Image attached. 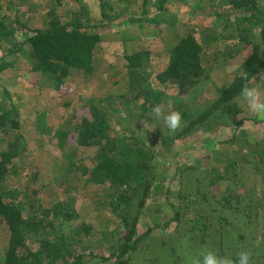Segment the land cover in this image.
I'll use <instances>...</instances> for the list:
<instances>
[{"label": "trees", "instance_id": "trees-1", "mask_svg": "<svg viewBox=\"0 0 264 264\" xmlns=\"http://www.w3.org/2000/svg\"><path fill=\"white\" fill-rule=\"evenodd\" d=\"M55 2L61 4V0ZM97 2L101 16L107 20V12L112 8L109 0ZM168 2L151 0L149 8L164 11ZM221 3L225 8L211 9V13L220 16L219 23L224 22L223 25H236L233 27L237 33L236 50L245 52L241 70L229 83L221 85L218 96L202 108L184 110L178 103L175 110L169 109L181 113L180 130L157 133L150 141L135 135H120L108 125L104 108L95 104L77 109L70 119L74 122L72 127L57 132L61 144L68 141L84 148H97L83 162L93 163V181L103 189L109 208L121 225L106 256L74 251L69 237L59 240L53 234L42 233L47 229L55 231L53 221L64 224L78 216L71 198L49 206L37 205L34 214L24 216L22 202L17 200L20 192L1 184L25 145L21 135H15L20 128L16 106L2 88L10 103L0 102V225L8 230L0 264H97L96 261L192 264L204 249L221 256L231 255L233 259L238 251H249L252 264H264V229L260 226L261 215L264 216V119L246 117L237 102L242 86H255L259 74L264 73V0H222ZM12 7V0H0V73L12 69L16 60L12 57L22 51L27 60L20 71L39 74L43 85L56 90L64 89V81L72 70L93 74L94 50L100 42L102 25L83 21L81 16L67 20L52 8L47 12L44 27L31 28L21 15L12 13ZM242 22L248 25L239 28ZM206 42L188 33L166 52L159 53L150 47L151 41L138 38L129 53L124 51L130 77L120 88L119 96L124 103L121 107L125 109L136 103L142 111L153 108L144 87L150 72L145 77L143 70L156 62L162 63L153 73L157 84L172 90L176 96L191 92L208 75L200 60ZM241 73H246L247 78L243 79ZM247 121L252 125L263 123L258 136L248 137L243 129ZM214 128L232 131L222 141L231 148L213 151L212 158L221 164L202 169L185 166L179 174L180 187L173 190L177 201L168 199L171 217L163 220L161 227L155 225L163 234L152 235L150 228L138 233L140 215L154 185L156 152L168 148L171 142ZM167 187L166 197L171 192ZM89 229L84 223L79 227L86 234ZM39 235L42 237L34 243L33 237Z\"/></svg>", "mask_w": 264, "mask_h": 264}, {"label": "rangeland", "instance_id": "rangeland-1", "mask_svg": "<svg viewBox=\"0 0 264 264\" xmlns=\"http://www.w3.org/2000/svg\"><path fill=\"white\" fill-rule=\"evenodd\" d=\"M12 1V13L21 15L31 28L44 27L48 21L47 12L52 8L67 20L81 16L83 21L102 25L100 42L94 50L93 74L72 70L62 90L43 85L37 73L23 74L20 69L27 58L22 51L12 57L16 59L12 69L0 73V102L9 104L11 100L16 106L20 128L15 135H21L25 142L21 157L1 184L20 192L17 200L22 202L24 216L34 214L37 205L49 206L63 198H71L78 216L69 223L53 221L55 231L47 229L42 233L53 234L59 240L69 237L74 251H91L106 256L111 241L118 237L121 225L119 218L112 214L103 189L96 187L93 181V163L83 162V159L94 155L97 148H84L68 141L61 144L58 130L72 127L74 122L70 119L77 109L96 104L104 108L108 125L120 135L130 134L150 141L157 133L171 134L163 119L153 118L151 106L146 111L140 110L136 103L125 109L121 107L124 103L119 96L120 88L130 77L125 49L129 53L133 44L141 38L151 41L150 47L157 52L164 53L188 33H194L203 42L207 41L200 60L208 75L184 96H176L172 90L157 84L153 73L162 63L147 65L143 70L145 77L150 72L144 87L153 107L160 105L165 114L171 108L175 110L178 103L184 110H195L214 100L221 85L229 83L241 70L245 52L236 50L237 33L233 29L236 25H223L224 22L219 23L221 17L211 13V9L225 8L222 0H169L164 11L149 8L151 0L146 4L143 0H109L112 8L107 12V20L101 16L97 0H61L59 5L55 0ZM156 18H159L158 21L154 20ZM116 22V25H110ZM247 25V22H242L239 28ZM138 43L146 46L143 41ZM255 82V86L264 93L263 72ZM2 88L8 91L9 101ZM237 102L246 117L262 120L242 101L241 96ZM243 129L248 137H256L263 130V123L252 125L247 121ZM231 133L229 128L203 130L171 142L168 148L156 152L154 185L140 215L138 233L150 228L152 235L163 234L159 231L161 228L155 225L161 227L160 223L172 215L168 199L173 203L177 201L174 200L173 190L180 187L182 169L192 165L196 169L219 166L221 163L212 158L213 151L231 148V145L222 143ZM167 186L171 190L168 197L165 196ZM33 189L37 192L34 193ZM83 223L90 228L87 234L84 230L79 231ZM260 226L264 229L263 215ZM41 237L34 236V243ZM7 240L8 230L0 225V261ZM96 262L110 264L109 261Z\"/></svg>", "mask_w": 264, "mask_h": 264}, {"label": "clouds", "instance_id": "clouds-1", "mask_svg": "<svg viewBox=\"0 0 264 264\" xmlns=\"http://www.w3.org/2000/svg\"><path fill=\"white\" fill-rule=\"evenodd\" d=\"M243 79L246 73H241ZM242 101L250 107L251 111L260 119H264V93L256 86L245 84L241 88ZM154 119H163L170 133H175L182 128V115L179 111H171L165 114L160 105L152 108ZM192 264H252V253L249 251H238L236 258L231 255H218L216 251L204 249L192 260Z\"/></svg>", "mask_w": 264, "mask_h": 264}]
</instances>
